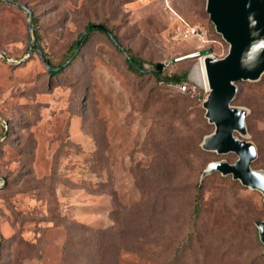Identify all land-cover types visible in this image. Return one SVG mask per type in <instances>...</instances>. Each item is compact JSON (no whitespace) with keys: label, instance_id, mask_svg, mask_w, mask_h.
Here are the masks:
<instances>
[{"label":"rangeland","instance_id":"obj_1","mask_svg":"<svg viewBox=\"0 0 264 264\" xmlns=\"http://www.w3.org/2000/svg\"><path fill=\"white\" fill-rule=\"evenodd\" d=\"M206 1L0 0V264H84L94 240L101 264H264L256 225L263 193L220 172L202 178L210 162L238 158L202 147L215 125L205 116L198 53L229 49ZM20 4L37 19L39 48L54 63L89 22L104 23L120 47L98 31L50 74L44 55L29 54L35 25ZM190 27L204 38L180 34ZM126 53L144 61L145 76L128 69ZM159 62L166 75L187 69V88L155 82ZM237 84L232 105L248 115L247 134L236 135L256 144L252 166L264 170V73ZM177 94L187 107L161 112ZM158 142L169 157L163 163ZM196 183L204 210L176 254Z\"/></svg>","mask_w":264,"mask_h":264},{"label":"water","instance_id":"obj_2","mask_svg":"<svg viewBox=\"0 0 264 264\" xmlns=\"http://www.w3.org/2000/svg\"><path fill=\"white\" fill-rule=\"evenodd\" d=\"M20 5L30 12L27 6ZM206 10L229 49L223 57L215 56L210 47L198 53L204 59L209 88L203 101L205 116L215 125L214 131L204 137L202 147L219 154L233 152L238 158L234 162L226 159L210 162L202 178L214 172L232 175L244 186L264 195V170L252 166L258 157L257 146L236 135V132L247 134L248 109L232 105L238 92L237 83L256 81L264 73V0H207ZM32 50L33 45L29 54ZM156 67L162 70L164 63L159 62ZM256 225L264 244V219L256 221Z\"/></svg>","mask_w":264,"mask_h":264},{"label":"trees","instance_id":"obj_3","mask_svg":"<svg viewBox=\"0 0 264 264\" xmlns=\"http://www.w3.org/2000/svg\"><path fill=\"white\" fill-rule=\"evenodd\" d=\"M32 21L34 22L35 29H34V34H35V45L33 46V49L35 48L38 50L41 54L43 52V55L45 57L47 69L50 72V74L57 75L61 73L69 63L72 62L74 58L77 57L78 55V50L82 48L88 41L89 39L93 36L94 33L96 32H102L107 34L114 44L120 47V45L117 42V35L113 33L111 29H109L104 23H92L89 22L86 26L84 31L78 36L76 40L73 41L71 46L68 49L67 57L65 60L59 62V63H54L51 59H48L44 53V51L39 48V41L41 38V35L39 33V30L37 29V19L32 15ZM31 46V45H30ZM30 46L28 49L30 50ZM127 56V63H128V69L133 72L134 74L138 76H145V73L147 72L144 66V61L135 56L134 54L126 53ZM157 64L154 65L153 69L150 71L153 74V77L155 79V82L160 83V84H181L185 81L188 80V75L189 71L187 69L182 70L181 72H175L172 73L171 75H166L162 72V70H159L156 67ZM149 72V71H148ZM180 94L175 95V97H169L165 99V104H164V110L161 112L169 111V112H176L180 108L187 107V102L183 101L181 98ZM161 121H158V124ZM165 146V145H164ZM161 146V144L158 142L156 148V155L157 158L160 160V162H166V160L169 158L168 155L165 153V147ZM197 150L200 151V149L197 147ZM160 155L163 157L160 158ZM156 158V160H158ZM204 210V191H203V186L200 183H196L195 186V193H194V200L192 204V211L190 214V224L188 228V232L186 234L185 239L183 240L182 244L176 249V254H179V252L185 250L189 243L191 242V239L193 235L196 233L199 219L203 213ZM78 229H83V224H79ZM90 228V227H89ZM88 230V229H87ZM91 232L94 231V229H89ZM79 243L77 240H74V244ZM86 248V244L84 246ZM84 250V249H83ZM101 250L99 251V247L97 244V240H94L93 243L90 245V257L87 261H85L84 264H101V261L99 263L98 259V254H100ZM65 255V254H64ZM79 255H83V252H80ZM97 255V258H96ZM101 255V254H100ZM68 254L66 253L65 258L67 259ZM83 260V259H81ZM79 262H82V261ZM175 263V259L170 260V264Z\"/></svg>","mask_w":264,"mask_h":264},{"label":"built area","instance_id":"obj_4","mask_svg":"<svg viewBox=\"0 0 264 264\" xmlns=\"http://www.w3.org/2000/svg\"><path fill=\"white\" fill-rule=\"evenodd\" d=\"M180 34L183 36V37H188V36H190V35H196V36H198V37H200V38H204V36H203V33H200V31L197 29V28H195V27H190V28H186V29H184V30H181L180 31ZM180 88L181 89H183V90H185L186 88H187V86H186V84H180Z\"/></svg>","mask_w":264,"mask_h":264},{"label":"bare ground","instance_id":"obj_5","mask_svg":"<svg viewBox=\"0 0 264 264\" xmlns=\"http://www.w3.org/2000/svg\"><path fill=\"white\" fill-rule=\"evenodd\" d=\"M198 67H199V69H201L204 72L205 78H206V71H205L204 59L202 57H201V61H200ZM206 83H207V79H206Z\"/></svg>","mask_w":264,"mask_h":264}]
</instances>
